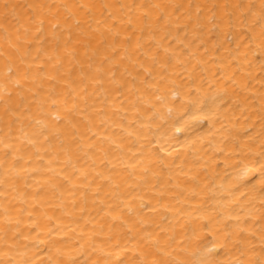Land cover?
Wrapping results in <instances>:
<instances>
[{
  "label": "bare ground",
  "instance_id": "6f19581e",
  "mask_svg": "<svg viewBox=\"0 0 264 264\" xmlns=\"http://www.w3.org/2000/svg\"><path fill=\"white\" fill-rule=\"evenodd\" d=\"M0 264H264V0H0Z\"/></svg>",
  "mask_w": 264,
  "mask_h": 264
}]
</instances>
